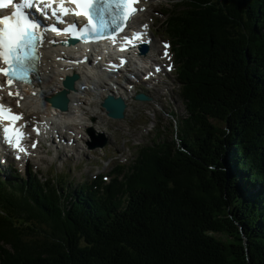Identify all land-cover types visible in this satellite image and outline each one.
Returning <instances> with one entry per match:
<instances>
[{
  "label": "trees",
  "instance_id": "1",
  "mask_svg": "<svg viewBox=\"0 0 264 264\" xmlns=\"http://www.w3.org/2000/svg\"><path fill=\"white\" fill-rule=\"evenodd\" d=\"M164 16L186 113L108 185L0 182V264H264V0Z\"/></svg>",
  "mask_w": 264,
  "mask_h": 264
},
{
  "label": "snow or ice",
  "instance_id": "2",
  "mask_svg": "<svg viewBox=\"0 0 264 264\" xmlns=\"http://www.w3.org/2000/svg\"><path fill=\"white\" fill-rule=\"evenodd\" d=\"M137 2L139 0H0V62L5 65V67H0V74L6 77L8 86H11L14 81L28 82V74L32 71V62L37 59L36 48L43 33L46 31L55 32L57 35L61 33L55 25L49 29H43L38 22L32 19L29 9L35 7L36 11L43 13L45 17L50 10L51 16L55 17L59 23H65L64 17L68 15L86 16L88 24L79 31V38L88 36L89 30L95 33L107 28L108 23L104 20L105 13L111 16L113 25H117V21L130 19L137 11L133 7ZM69 4L76 5L79 11L68 7ZM9 7L14 10L4 14L3 10ZM96 17H99V28L95 23ZM62 31L73 34L77 32V26L69 24ZM99 38L95 37V39ZM139 39L141 35L137 33L127 43L131 44ZM167 47L165 45V48ZM3 87L4 85L0 84V90ZM9 95L20 97L19 92H9ZM21 119H23L22 114H12L10 108L0 104V124L5 120L12 122L10 126L2 128L4 140L20 153L27 154V150L21 145L26 135L23 132L25 125L19 127L15 125V122ZM34 130L39 134V129ZM36 146V143H33L32 147ZM17 158L19 159V156Z\"/></svg>",
  "mask_w": 264,
  "mask_h": 264
},
{
  "label": "rangeland",
  "instance_id": "3",
  "mask_svg": "<svg viewBox=\"0 0 264 264\" xmlns=\"http://www.w3.org/2000/svg\"><path fill=\"white\" fill-rule=\"evenodd\" d=\"M167 2L168 0H148L146 4L148 11L145 12V16L140 17L145 19L146 21L152 22V29L156 32V34L162 33L159 30L161 29L159 28V24H161V22L164 19L163 11L165 10V5ZM159 38H163V37L161 36L159 37L156 35L154 39V47L157 50H159ZM187 71L188 70H184L183 73ZM175 74L172 75L170 73L169 74L170 77L169 76L165 77V79L162 80V83H159V86H154L156 88H159L158 92L151 94V100L148 102L136 101L133 99V97L127 95V99L129 101V109H128V116L126 119L117 120V121L106 120L104 116H101V118L99 119V122H102L103 119H105V121H109L110 131L114 132L112 133L113 134L112 140H115L117 146L120 149L125 150L126 152L125 157L127 159L130 156V153H128L127 148L124 146V142H127L128 139L130 140V142L136 139L140 140L139 134L141 133V130H143V132H147L151 127L152 130L155 127H158L161 130L164 127L167 128L170 122L174 121L169 116L170 113H173L175 115L179 113H183V103L179 99L178 84L175 82L176 81ZM86 102L89 104L90 110H99L98 107H94V103H91L89 99H87ZM37 115L38 114L36 112L29 113V116L32 117H36ZM92 117L95 118L94 115H89L87 117L88 119L83 120L82 122H86L90 124ZM68 122H73V121H68ZM82 131L83 129H81V133ZM150 133L147 135H145V133L140 134V136L141 135L143 136V138L141 139V141L143 142L142 144L150 143L151 141ZM80 145L84 147L83 148L76 147L78 149V153L74 152L75 156L72 155L71 152L66 153L65 150L62 148L58 149L57 152H53L48 148V146H46L45 149H41L40 151L37 152V156L29 161V165L33 168V171H36V173H38L39 177L42 178L49 177L47 173L50 172L53 181L61 182L64 183L65 185H67L69 181L73 184L76 182L73 176L75 178L82 179L84 182L93 179L95 178V175L100 170V168L96 166L97 163H93L92 161L95 160L96 162H98L97 160L99 157H101V155L98 154L97 151L87 149L86 143L84 145L83 144ZM105 148H107V146ZM109 150H110L109 154L110 155L115 154L117 158H119V156L122 154L119 151L113 153V151L115 150L112 148L111 144L109 146ZM56 154L61 155L62 162L57 161L58 158ZM134 154L135 151H133V155ZM106 161H108V159L105 160V163ZM6 164L12 169H17L18 172L19 170L23 169L21 168V165L18 163H11L9 161H6ZM90 164H94V165L90 166ZM69 168H71L70 169L71 172H69L68 170ZM63 169H66L65 174H57L58 170H63ZM110 169L111 168L108 167L106 168L102 167L99 172L101 173L109 172ZM106 182L108 181L106 180ZM1 228L2 230L4 229L3 227ZM34 231H36L35 233L36 236L47 235L48 228L43 225H37L34 228Z\"/></svg>",
  "mask_w": 264,
  "mask_h": 264
},
{
  "label": "bare ground",
  "instance_id": "4",
  "mask_svg": "<svg viewBox=\"0 0 264 264\" xmlns=\"http://www.w3.org/2000/svg\"><path fill=\"white\" fill-rule=\"evenodd\" d=\"M146 4L147 0H142L140 5L145 6ZM140 12L141 14L138 13L136 15V19L138 21H141L140 16H145V11H143L142 8ZM151 43L152 41L149 40V44ZM42 50L44 51V55L42 57L41 62L42 65L37 71V76L35 78L33 87H28L27 89H24L25 92L24 90L18 91L22 99L20 97H17V99L19 100L20 105L24 108L25 114L28 112L40 110L42 108H46L48 111L47 114H49L46 118V127L48 128V126L50 125L53 128H62L61 124H64L70 118H73V115L77 114V111L80 110L82 112V116L87 115L89 113L88 103H85V101H82L81 99V94L85 93L79 86L80 84H85V82L79 79L77 84L75 85V90L73 92H70V94L68 95L69 107L66 111L58 112L57 109H53L51 111L49 109V104L45 100V97L50 95L52 91L59 90L62 83L61 79L64 77V74L73 71H81L84 68L78 66L74 69H66L65 66H62L60 59H63V55H70V53L72 52V49L70 48L68 49L65 46H59L58 48H49L44 46L42 47ZM86 59H88V57H86ZM164 63H166V60L164 61ZM79 73L81 75V78L84 79V77H87L84 72ZM93 76L97 78L95 82L101 81L100 75L98 73H93ZM145 81L147 82L148 79L146 78ZM14 93H16L15 89ZM106 93L108 92H104L96 96L90 95V97L92 98V101L97 104V102L100 103ZM117 94L120 95L119 93ZM73 102L80 105V107L74 106ZM55 113L58 115H54ZM80 126L82 127V125Z\"/></svg>",
  "mask_w": 264,
  "mask_h": 264
},
{
  "label": "water",
  "instance_id": "5",
  "mask_svg": "<svg viewBox=\"0 0 264 264\" xmlns=\"http://www.w3.org/2000/svg\"><path fill=\"white\" fill-rule=\"evenodd\" d=\"M77 76H71L66 77L63 84L66 86V88L71 89L73 88V80L76 79ZM66 90H62L56 94H54L52 97H50L49 101L52 102V104L55 107L60 108L61 110H66L68 108V99L66 97ZM135 98L141 101L149 100V97L138 93L135 95ZM102 105L106 108L107 114L110 117L113 118H123V110L125 108V102L121 97L114 98L112 95H108L104 98ZM115 109V111H113ZM89 134L94 139L92 142L89 143V148H95L97 146H104L107 143V138L105 135L100 133L98 137L95 138L94 131L92 128L88 129Z\"/></svg>",
  "mask_w": 264,
  "mask_h": 264
}]
</instances>
